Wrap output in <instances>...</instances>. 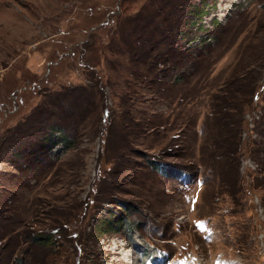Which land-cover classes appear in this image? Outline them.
<instances>
[{
  "label": "rangeland",
  "instance_id": "374dc122",
  "mask_svg": "<svg viewBox=\"0 0 264 264\" xmlns=\"http://www.w3.org/2000/svg\"><path fill=\"white\" fill-rule=\"evenodd\" d=\"M0 264H264V0H0Z\"/></svg>",
  "mask_w": 264,
  "mask_h": 264
},
{
  "label": "trees",
  "instance_id": "16d2710c",
  "mask_svg": "<svg viewBox=\"0 0 264 264\" xmlns=\"http://www.w3.org/2000/svg\"><path fill=\"white\" fill-rule=\"evenodd\" d=\"M257 89V88H256ZM241 90V89H239ZM251 101H252V98H251ZM60 141L62 143H64V145L68 146V145H72V141H70L68 138L62 136L61 138H59ZM55 139L51 141V144L52 143H55ZM165 167H167L169 169L170 172L174 173L175 170H176V167L174 166H171L169 164H166ZM118 207H121L123 209V211L125 212V215L128 213V208H131L130 205H128L126 202H117L115 203ZM115 220H119V217L117 216H113ZM78 221V220H77ZM125 222V220L123 221ZM69 225L70 222L67 221V222H64L63 224H61V226H58V227H55V228H52L51 231L52 233L54 234H58L60 232V230H69ZM80 226V225H79ZM111 227V226H110ZM100 232V230H97ZM67 233V231H66ZM67 235V238H71V239H75L77 238L79 235L77 234H72V232L69 231V233L66 234ZM32 241L34 242V244L38 245V246H51L50 248V252H51V255L52 256H55V254H57L58 252L61 251V248H62V244H58L56 245V241H53V236L52 234H48L46 236H42V235H33V238H32Z\"/></svg>",
  "mask_w": 264,
  "mask_h": 264
}]
</instances>
